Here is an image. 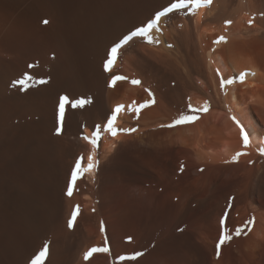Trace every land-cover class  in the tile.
<instances>
[{"label": "bare ground", "instance_id": "obj_1", "mask_svg": "<svg viewBox=\"0 0 264 264\" xmlns=\"http://www.w3.org/2000/svg\"><path fill=\"white\" fill-rule=\"evenodd\" d=\"M172 2L0 0V264H32L45 244L41 264H264V0L173 10L106 70ZM181 113L199 119L162 126ZM93 247L109 251L84 259Z\"/></svg>", "mask_w": 264, "mask_h": 264}, {"label": "snow or ice", "instance_id": "obj_2", "mask_svg": "<svg viewBox=\"0 0 264 264\" xmlns=\"http://www.w3.org/2000/svg\"><path fill=\"white\" fill-rule=\"evenodd\" d=\"M212 0H174V2L170 3V5L168 7L163 8L160 11H157L154 15V18L150 19L148 21V23L145 26L142 27H138L135 30L131 31L129 34L125 35L118 43L114 44L109 53H108V58L105 62V69L106 70H111L112 66L114 65L115 60L117 59V57L119 56V50L126 45L129 41H131L134 37L137 36H142V37H146L149 42H152V36L150 35V30L154 27L158 26V22L160 21V19L164 16H166L168 13L173 12V10H179L184 8L186 5H191L194 4L197 7H199V5L201 3L204 4H211ZM252 21H249V23H251ZM44 23H48V21H44ZM226 23H231V21H226ZM221 40L225 39L224 37L220 38ZM32 79L31 76H29L27 73H25L24 77L15 81V83L20 84L22 86H26L27 85V80ZM126 80L128 79L127 77H123V76H113V80L112 83L114 84L115 81L117 80ZM241 79H243V77H241ZM133 84H139L141 83L139 80H132L131 81ZM233 81L231 80H225V79H221V86L223 87L226 84L232 83ZM40 83H46L45 80L41 79ZM149 91V94L152 95V93ZM68 101V97L67 96H62L60 98V103H59V117L61 122L64 120V115H65V102ZM90 100H86V99H80V100H76L74 103H72L73 107L76 106H80L82 107L85 103H90ZM135 103V102H133ZM149 103H155L154 99L152 101H145L143 104L139 105V107H134L133 111L135 112H139L140 108L146 107ZM188 107L190 109H192L193 112H207L209 111V104L208 102H204V104L202 105L201 108L199 109H194L192 107L191 104L188 105ZM123 109L122 105H118L116 107V109L114 110L113 114L111 115V117L107 120V123L103 126L105 130H107L108 132H110L113 136H115L117 134L118 129L115 127V120H116V116L117 113H119L121 110ZM197 119H199V117L197 115L194 114H184L181 113L180 115H178L171 124L168 125H162L165 127H174L176 125H181V124H186V123H191L196 121ZM232 119L236 122V124L238 125L239 129H240V135L242 137L243 140V144L244 147L247 148L251 141L249 138L248 133L245 131L243 125L240 124L239 120H236L235 117H232ZM135 129H119V131H134ZM60 129L57 128V133H59ZM101 134V126L97 125L95 131L93 132V137L95 138H90L88 136H85L84 139L85 140H89L90 143L92 145H96L97 143V139ZM261 153L264 154V148L260 149ZM247 153H242V152H238L236 153L233 157L232 160L233 161H238L239 156L240 155H246ZM83 159V157H80L75 164V168L72 171L69 183H68V187H67V195L71 196L73 194V188L75 185V182L77 180V178L79 177V175L82 172V166H81V160ZM87 168L83 169V171H90L91 169L95 168L96 166V161L94 160L93 155H89L87 157ZM182 170V169H181ZM79 211V206H76V209L73 211L72 213V217L69 219L68 221V227H72L73 226V222L76 219V216L78 214ZM249 223H251V221H249ZM224 224V220L221 219V225ZM101 230L103 231V227L101 228ZM241 232V229H237L236 230V234L239 235ZM231 237L227 234V231L225 230L220 237V243L223 244L225 241L229 240ZM129 241H131V237L127 238ZM217 247H219V245H217ZM109 249L107 247H103V248H96L93 247L91 248L89 251H87L84 254V259H88L93 253L96 252H108ZM48 253V245L45 244L43 246V248L40 250L39 255H37L35 257V259L33 260L32 264H41V261L46 257ZM142 255V253H136L134 256L131 257V259H135L136 256ZM123 259V257H121Z\"/></svg>", "mask_w": 264, "mask_h": 264}, {"label": "rangeland", "instance_id": "obj_3", "mask_svg": "<svg viewBox=\"0 0 264 264\" xmlns=\"http://www.w3.org/2000/svg\"><path fill=\"white\" fill-rule=\"evenodd\" d=\"M112 1V3H114V2H116L117 0H111ZM114 1V2H113Z\"/></svg>", "mask_w": 264, "mask_h": 264}]
</instances>
